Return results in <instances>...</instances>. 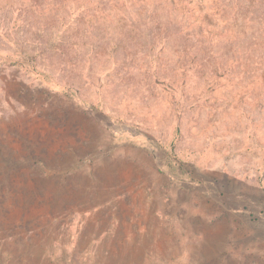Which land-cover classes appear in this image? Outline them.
I'll return each instance as SVG.
<instances>
[{"label": "rangeland", "instance_id": "1", "mask_svg": "<svg viewBox=\"0 0 264 264\" xmlns=\"http://www.w3.org/2000/svg\"><path fill=\"white\" fill-rule=\"evenodd\" d=\"M0 264H264V0H0Z\"/></svg>", "mask_w": 264, "mask_h": 264}]
</instances>
